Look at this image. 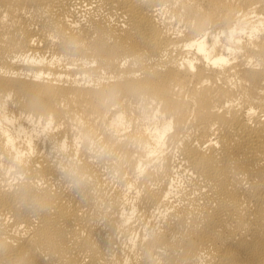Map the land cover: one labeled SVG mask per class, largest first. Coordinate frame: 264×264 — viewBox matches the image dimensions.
<instances>
[{
    "label": "bare ground",
    "instance_id": "bare-ground-1",
    "mask_svg": "<svg viewBox=\"0 0 264 264\" xmlns=\"http://www.w3.org/2000/svg\"><path fill=\"white\" fill-rule=\"evenodd\" d=\"M0 264H264V0H0Z\"/></svg>",
    "mask_w": 264,
    "mask_h": 264
}]
</instances>
